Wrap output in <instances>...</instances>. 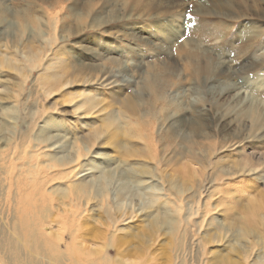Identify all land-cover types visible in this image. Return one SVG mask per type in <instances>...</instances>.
Wrapping results in <instances>:
<instances>
[{
    "label": "bare ground",
    "instance_id": "bare-ground-1",
    "mask_svg": "<svg viewBox=\"0 0 264 264\" xmlns=\"http://www.w3.org/2000/svg\"><path fill=\"white\" fill-rule=\"evenodd\" d=\"M33 21L35 29L55 31L54 22ZM38 40L36 34L26 39L28 54L23 61L8 57L7 50L0 55V67L21 78L11 94L5 91L0 100H15L13 92L19 96L24 90L29 75L39 66V52L33 45ZM52 41L54 36L40 42ZM52 47L53 43L50 51ZM59 61L49 62L45 71L53 73L49 82L56 84L48 88V95L73 84L76 72L108 74L74 61ZM158 84L156 77L146 85L153 101L158 99ZM79 96L83 100L77 109L88 114L102 103L84 92ZM129 96L112 99V104L120 103V110H110L82 139H66L69 133L61 136L63 122L43 118L42 108L26 112L17 104L0 112L4 122L0 129L7 133L0 130V208L11 210L17 223L10 234H0V253L6 257L3 264H264L263 190L257 193L260 199H250L233 216L230 209H220L217 200L212 205L211 186L206 188L203 179L197 183L192 177L166 175L164 169L171 160L180 163L182 170L191 168L193 174L198 172L196 164L205 167L206 148L198 141L200 135L189 141V134L197 135L196 127L201 128L204 121L189 111L192 122L164 126L154 118L157 112H151L153 102ZM20 110L26 114L24 131L14 122ZM249 116H254V110ZM37 120L43 122L39 130ZM179 130L188 131V136H180ZM61 140L67 146H60ZM100 140L114 150L109 159L114 160L112 169L94 159L101 154L92 155ZM259 152L252 157L254 163L242 158L233 163L232 171L216 173L214 185L222 188L228 180L253 177L264 167V152ZM115 180L121 181L116 187ZM90 202H95L96 213ZM138 211L141 226H133ZM89 224L99 228L94 238L88 236ZM161 236L167 240L164 246ZM108 249L114 250L113 258Z\"/></svg>",
    "mask_w": 264,
    "mask_h": 264
},
{
    "label": "rangeland",
    "instance_id": "rangeland-1",
    "mask_svg": "<svg viewBox=\"0 0 264 264\" xmlns=\"http://www.w3.org/2000/svg\"><path fill=\"white\" fill-rule=\"evenodd\" d=\"M37 18L39 22H54L55 31L35 29L33 20ZM35 34L40 41L51 36L54 41L33 44L39 52V66L29 75L20 95L13 92L15 100H0V112L17 104L26 112L42 108L43 118L63 122L60 135L69 133L66 139H82L110 110H120V103L112 104V99L129 95L153 102L151 112H157L154 118L164 126L176 127L184 120L190 123L193 112L204 122L201 128L196 127L197 135L190 133L188 139L200 135L198 141L206 148L203 154L207 164H196L192 169L198 172L193 174L191 168L182 170L180 163L179 170L171 160L164 173L192 177L197 183L203 179L206 188L211 186L212 205L217 200L220 209H230L233 216L242 212L250 199H260L257 193L264 192V183H260V179L264 181V167L256 176L228 180L222 188L214 185V177L218 172L232 171L233 163L242 158H251L254 163V153L264 152V0H0V55L7 50L8 57L23 61L28 54L25 41ZM59 60L108 74L101 75L98 70L76 72L73 84L48 95V88L56 84L49 82L53 73L45 71L49 62ZM156 77L160 91L153 101L146 85ZM20 79L15 72L0 67V96L4 97L7 90L11 94ZM81 92L102 103L89 114L77 109L83 100ZM252 110L254 116L250 117ZM15 116V127L24 131L26 114L20 110ZM2 123L0 120V126ZM37 125L39 130L43 122L37 120ZM16 128L14 132H18ZM178 134L187 137L188 131L179 130ZM64 140L59 141L60 146H67ZM96 148L92 155H101L94 159L112 169V146L100 140ZM120 182L115 180V187ZM1 209L0 234L8 235L17 225L16 218L11 210ZM92 210L97 212L94 206ZM139 213L131 225L141 226ZM91 225L88 236L94 238L99 228ZM159 240L161 246L167 243L165 236ZM108 250L113 258L114 250ZM0 256L3 264L6 257Z\"/></svg>",
    "mask_w": 264,
    "mask_h": 264
}]
</instances>
